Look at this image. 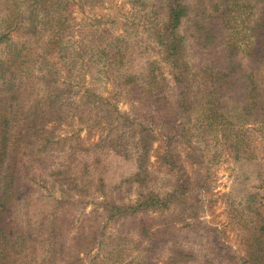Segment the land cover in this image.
I'll list each match as a JSON object with an SVG mask.
<instances>
[{
  "label": "rangeland",
  "instance_id": "rangeland-1",
  "mask_svg": "<svg viewBox=\"0 0 264 264\" xmlns=\"http://www.w3.org/2000/svg\"><path fill=\"white\" fill-rule=\"evenodd\" d=\"M163 4L0 0V62L14 71L20 108L8 152L26 166L14 208L25 247L11 264H244L245 233L264 220V121L210 130V100L176 108L153 35ZM251 16L234 25L242 62ZM152 67L159 96L143 79ZM256 78L264 97V64ZM149 193L163 208L140 205Z\"/></svg>",
  "mask_w": 264,
  "mask_h": 264
},
{
  "label": "trees",
  "instance_id": "trees-1",
  "mask_svg": "<svg viewBox=\"0 0 264 264\" xmlns=\"http://www.w3.org/2000/svg\"><path fill=\"white\" fill-rule=\"evenodd\" d=\"M44 1L32 0L31 8ZM159 10L165 11L164 18L154 28L153 35L160 48V59L170 69L177 84L176 108L181 112H192L210 100V105L203 110L206 112L207 109L208 113L201 118L210 130L216 128L219 131V122L234 129L248 116H252L254 123L263 122L264 97L256 77L264 64V0H195L194 3L190 0H164L163 6L154 7L153 13L159 14ZM33 13L34 10L30 15ZM241 13L252 14L247 22H243L248 26L245 28L248 50H245L244 62L239 58L242 49L238 44L240 33L234 26ZM1 75L5 76L1 82L3 92H0V264H11L17 260L14 255L20 253L17 248L25 247L26 234L20 228L14 208L24 202L20 185L25 184H22L19 173L24 172L26 166L20 163L21 158L12 155V151L8 152L11 136L7 126L10 118H14L11 114L20 113L19 96L11 83L14 71L0 62ZM143 79L150 83L148 86L158 88L155 95L159 96L157 70L148 68ZM163 79L166 80L165 76ZM194 82L199 85V95L192 94L190 89ZM222 135L227 138L224 132ZM230 137V150L236 151L242 138L237 132ZM146 148L144 144L140 150L146 152ZM162 161L169 164V168L174 164L167 153ZM139 203L143 208H163L165 202L149 193ZM257 216L253 217L252 226L245 233L244 264H264V220Z\"/></svg>",
  "mask_w": 264,
  "mask_h": 264
}]
</instances>
